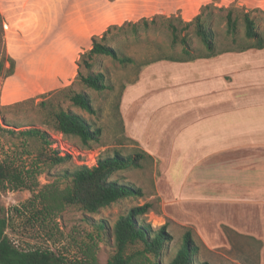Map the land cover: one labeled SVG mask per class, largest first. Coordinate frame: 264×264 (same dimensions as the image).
Instances as JSON below:
<instances>
[{
  "label": "rangeland",
  "instance_id": "rangeland-1",
  "mask_svg": "<svg viewBox=\"0 0 264 264\" xmlns=\"http://www.w3.org/2000/svg\"><path fill=\"white\" fill-rule=\"evenodd\" d=\"M132 1L133 6L127 8L123 0H0V161L11 162L19 169H32L38 163L39 173L35 180L42 191L46 189L45 184L50 183L64 187L66 180L61 174L66 170L71 171L79 165L92 166L99 157L111 155L116 150L128 154L138 149L127 137L117 108L121 88L136 77L140 70L138 62L180 51L179 46L174 49L169 46L168 34L161 30V24L140 30L138 37L113 29L111 33L115 36L111 43L120 54L131 56L134 62L121 64L107 56H98L93 69L104 74L112 89L95 91L84 88L75 79L79 54L90 47L93 36H100L110 25L118 26L154 15H176L188 20L202 6L211 3L217 7L235 5L256 9L252 14L258 29L264 32V0L262 7L257 6L258 3L246 4L245 0H209L198 6L196 13L195 7L189 13L183 12V8L163 13L162 9ZM214 30L218 44L229 42L222 23L216 20ZM189 35L193 49L203 50L191 30ZM239 36L241 40L242 26ZM9 72L12 73L8 75ZM67 86L87 92L93 114L72 106L65 99L59 90ZM46 99L50 105L71 109L92 128H99V141L87 146L77 137L56 131L51 121L44 117L45 110L38 106L39 101ZM28 128L45 130L52 141L49 148L58 149L60 154L68 150L71 158L60 164H50L44 157L48 152L43 149L42 142L20 133ZM156 177L158 188L167 195L169 191L163 187L157 165L154 161L143 160L141 168H129L112 175L118 182L140 187L144 194L141 198L127 197L95 213L66 206L56 213L40 215L37 220L26 207L32 196L29 190L0 187V216L7 219L6 234L19 248H48L64 257L63 264H95L90 263L85 252L90 246L96 263L103 264L114 250L111 228L116 219L130 208L151 201L153 210L143 218L153 228L166 222L172 235L171 241L161 250L158 264H167L184 247L183 233L187 229L198 246L196 262L264 264V220H256L253 207L247 208L252 214L244 210L247 216L230 219L229 210L236 206L190 201L162 203L153 187ZM27 181L33 183V175ZM167 199L172 200L171 196ZM100 224L104 227L99 228ZM234 227L251 235L235 233ZM139 248V245L130 246L127 252ZM152 259L151 262L155 260ZM133 264L151 263L138 259Z\"/></svg>",
  "mask_w": 264,
  "mask_h": 264
},
{
  "label": "crops",
  "instance_id": "crops-1",
  "mask_svg": "<svg viewBox=\"0 0 264 264\" xmlns=\"http://www.w3.org/2000/svg\"><path fill=\"white\" fill-rule=\"evenodd\" d=\"M207 1L137 0L163 13H196ZM119 110L127 137L157 165L169 191L156 177L162 203L236 206L230 219L247 216L249 206L264 220V48L150 63L125 85Z\"/></svg>",
  "mask_w": 264,
  "mask_h": 264
},
{
  "label": "trees",
  "instance_id": "trees-1",
  "mask_svg": "<svg viewBox=\"0 0 264 264\" xmlns=\"http://www.w3.org/2000/svg\"><path fill=\"white\" fill-rule=\"evenodd\" d=\"M244 7L231 5L228 7H217L211 4L202 6L198 13L191 19L183 20L180 16L154 15L151 18H140L137 21H126L121 25L108 26L100 36L91 38L90 47L79 54L76 62L77 70L75 79L84 88L95 91L112 89L100 71H95V59L98 56H107L121 64L134 62L131 56L120 54L118 49L111 43L114 34L111 30L128 31L138 37L139 31H146L154 24H161V30L168 34V44L174 49L180 47L176 54H160L154 58L138 62L141 68L159 60L169 61H190L196 58H207L216 54L228 51H243L246 49L264 48V32L257 26L256 17L252 11ZM224 25L225 35L229 42L225 45L218 44L215 22ZM243 28V37L240 40L239 27ZM189 30L200 41L203 50L193 49ZM222 45V46H220ZM1 68V64H0ZM137 74L139 73V71ZM12 72H9L11 74ZM136 74V76H137ZM125 86H122L120 97ZM65 99L74 107H78L93 114L94 108L91 99L84 90H74L70 86L59 90ZM120 100V99H119ZM38 106L45 110L44 117L51 121L53 128L64 136L77 137L82 144L89 146L90 143H97L101 130L92 128L90 124L80 115L69 108L50 105L49 101L41 100ZM119 108V101L117 104ZM10 131V130H8ZM11 133L14 131L11 130ZM21 134L35 137L43 144V149L48 152L44 157L50 164H60L71 158L70 154H60L58 149L49 148L52 141L45 130L28 128L20 131ZM130 139V138H129ZM132 142L134 140L130 139ZM135 143V142H134ZM40 159L42 156H39ZM143 160L153 161V158L141 148L133 153L123 154L114 151L111 155L99 157L92 166L79 165L71 171H64L61 174L66 180L64 187L54 183L45 184L44 191L38 189L36 173H39L40 165L36 163L32 169H19L11 162L0 161V187L10 189H27L32 196L27 200V209L32 212L35 220L39 216L56 213L66 206H73L85 213H95L101 208L127 198H141L144 194L140 187L129 183H121L112 178L117 171L129 168H141ZM34 177V182L29 183L27 178ZM38 205H41L39 208ZM153 210V203L145 201L129 209L126 214L120 215L114 222L111 233L113 237L114 250L103 264H133L138 259H143L151 264H158L163 247L172 239L167 230V223L158 228H153L143 216ZM43 220V219H42ZM8 221L0 216V264H63L64 257L48 248H19L6 234ZM100 224L99 228H103ZM184 247L172 257L167 264H208L207 262H196L195 255L198 246L194 244L191 232L187 229L183 233ZM139 245V249L127 252L130 246ZM90 263H96L92 248H85ZM150 258L155 259L151 262Z\"/></svg>",
  "mask_w": 264,
  "mask_h": 264
},
{
  "label": "built area",
  "instance_id": "built-area-1",
  "mask_svg": "<svg viewBox=\"0 0 264 264\" xmlns=\"http://www.w3.org/2000/svg\"><path fill=\"white\" fill-rule=\"evenodd\" d=\"M66 153L71 154L68 150H65Z\"/></svg>",
  "mask_w": 264,
  "mask_h": 264
}]
</instances>
